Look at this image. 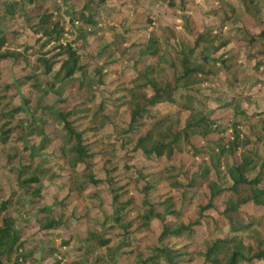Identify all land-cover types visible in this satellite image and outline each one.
Masks as SVG:
<instances>
[{
  "label": "trees",
  "instance_id": "1",
  "mask_svg": "<svg viewBox=\"0 0 264 264\" xmlns=\"http://www.w3.org/2000/svg\"><path fill=\"white\" fill-rule=\"evenodd\" d=\"M262 77L264 0H0V264H264Z\"/></svg>",
  "mask_w": 264,
  "mask_h": 264
},
{
  "label": "rangeland",
  "instance_id": "2",
  "mask_svg": "<svg viewBox=\"0 0 264 264\" xmlns=\"http://www.w3.org/2000/svg\"><path fill=\"white\" fill-rule=\"evenodd\" d=\"M63 5H64V3H63ZM64 12H65V10H64ZM174 23L177 25V26H179L180 25V21L178 20V19H175L174 20ZM262 80H264V77H262ZM264 88V86H262V85H256L255 87H253L252 88V91H255V90H257V89H259V90H262ZM224 113H219V114H217L218 116H222ZM139 158L138 157H136L135 158V160H138Z\"/></svg>",
  "mask_w": 264,
  "mask_h": 264
}]
</instances>
